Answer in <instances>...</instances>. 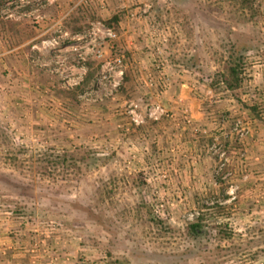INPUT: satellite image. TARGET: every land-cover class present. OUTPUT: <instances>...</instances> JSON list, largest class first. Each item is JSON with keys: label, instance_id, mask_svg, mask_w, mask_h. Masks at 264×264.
I'll return each instance as SVG.
<instances>
[{"label": "rangeland", "instance_id": "obj_1", "mask_svg": "<svg viewBox=\"0 0 264 264\" xmlns=\"http://www.w3.org/2000/svg\"><path fill=\"white\" fill-rule=\"evenodd\" d=\"M0 2V264H264V201L259 181L249 185L260 174L246 166L253 132L233 131L238 119L250 131L251 100L264 117L251 69L264 58V0ZM73 13L82 31L65 25ZM97 23L117 38L94 34ZM60 29L74 38L61 59L42 45ZM242 42L252 47L242 87L212 86ZM88 63L95 78L77 101L60 96ZM202 217L230 239L194 248L186 227Z\"/></svg>", "mask_w": 264, "mask_h": 264}, {"label": "trees", "instance_id": "obj_2", "mask_svg": "<svg viewBox=\"0 0 264 264\" xmlns=\"http://www.w3.org/2000/svg\"><path fill=\"white\" fill-rule=\"evenodd\" d=\"M1 6V2H0ZM85 20L83 14H75L73 13L70 15V17L66 20L65 25H67V28L72 32H78L83 30V21ZM121 18L119 16H113L108 22L106 23L109 27H112L115 31L119 28ZM3 28L6 27V30L9 29L7 24H2ZM11 26V25H9ZM12 28V27H11ZM9 31V30H8ZM252 40H250L251 42ZM247 44V42H246ZM257 44V42H256ZM250 44L245 45V43H234L230 50V57L229 60L225 63V66L221 72H218L215 74V76L212 78V86L216 85L217 83H222L225 85L227 90L231 92H235L238 89L242 87L243 84V69L245 67V60H246V54L248 53V50H252V47ZM257 51H262V49H259L258 44L256 45ZM88 74L86 75L83 83L77 87L74 90L70 91H62L59 90V95L62 96L64 99L76 102L77 101V94L78 92L82 91L86 87H88L94 80L96 70L93 68V63H88ZM130 76L128 74L125 75V83H129ZM256 109L252 110L255 112ZM63 165H66L67 167L73 166L78 171H82L80 162L77 160H74L72 158H68L67 156L62 159ZM86 163L83 165H88L89 162L85 161ZM84 163V162H83ZM88 163V164H87ZM17 213L22 214H28V212H24L21 210H17ZM152 223H156L155 220H152ZM160 223V222H159ZM158 226V225H157ZM186 236L189 240V242L193 245L194 248L200 247L202 243H211L216 238L217 239H230L226 232H224L221 228V226L216 223L214 226H211L207 224V220L205 218H200L194 223L189 224L186 227ZM261 239L260 243L264 244V232H262L261 236L259 237ZM251 243V242H250ZM252 244V243H251ZM204 245V244H203ZM241 247V246H240ZM239 248V247H238ZM224 249V252H227L228 250L226 248ZM240 249V248H239ZM220 250V249H219ZM264 251V250H262ZM255 257H257V254H254Z\"/></svg>", "mask_w": 264, "mask_h": 264}, {"label": "crops", "instance_id": "obj_3", "mask_svg": "<svg viewBox=\"0 0 264 264\" xmlns=\"http://www.w3.org/2000/svg\"><path fill=\"white\" fill-rule=\"evenodd\" d=\"M260 56L264 57L263 55L259 54ZM11 56H7V60H9L8 64L13 63V61L11 60ZM264 67V58L262 59V61H260V59L256 60L253 63V67H251V69H260L258 76L259 79L261 81H259L258 79H256L257 76H254V80L255 81H259L260 84L263 85L264 87V76H262V71L261 68ZM255 74V72H254ZM250 91L252 92L253 90V86L254 82H250ZM261 101V100H260ZM201 102L197 101V100H190V102H188L189 106L192 109V113L195 116L196 119L200 118V115L198 113V110H200V104ZM254 104H252V100L249 102V104H247V108L250 110V112H248L246 115L247 121H246V125H249V129L250 132H253V137L251 135L252 138H250V142L248 144L249 148V159L250 162L249 164L247 163L246 166L248 167L249 171L251 173H253V171H259V178L254 179L251 178V182L249 183L250 187L252 188V186L254 187L255 185H258V181H259V185H260V199L264 201V117L261 116V114H251L252 111V106ZM252 197V193L250 194V198Z\"/></svg>", "mask_w": 264, "mask_h": 264}, {"label": "built area", "instance_id": "obj_4", "mask_svg": "<svg viewBox=\"0 0 264 264\" xmlns=\"http://www.w3.org/2000/svg\"><path fill=\"white\" fill-rule=\"evenodd\" d=\"M20 3H21L20 4L21 6H23V5H29L28 2H27V0H21ZM13 5H15V2H13V1L8 2L5 5L2 13L6 16V19H10V18H12L14 16L13 12H14V10H15L16 7H13ZM37 6L38 7H43L44 5L42 4L41 1H38L37 2ZM151 8L152 7H151L150 4L145 3L143 5V7L140 9V12L137 13V14H139L140 16H146L150 12ZM135 15H133V17H135ZM21 16H27V14L24 13V14H21ZM93 31H94V34L96 32L99 33V34H101L103 36L102 37L103 40L113 41V40H115L117 38L116 33H114V31L112 29L107 28L105 25H103L101 23H97L96 25H94ZM57 34H58V36L57 37L55 36L52 39L51 42L43 43L42 45H47V47L48 46H52V48H51V50H50L49 53L50 54L51 53L54 54V57L55 58H60L61 59V57L63 56V53L62 52H64L65 50H68V49L72 48L71 45H66V42L68 40H73L74 38L70 37L69 34L66 33V32L63 33V31L61 29L57 32ZM61 40H63V42H62L63 44L62 45L60 44ZM35 49H38V48H35ZM118 62L121 63V60H118ZM156 109H157V111H159L160 110V107H157ZM151 111L152 112L150 113V117H153V115L156 113V111H153V110H151ZM136 123H137V121H136ZM244 125H245L244 122H242L241 120H239V119L236 120V122H235V128L233 129V131L234 132H238L239 134L241 133V136H248L250 134L249 133L250 131L247 130V129H245L244 128Z\"/></svg>", "mask_w": 264, "mask_h": 264}]
</instances>
